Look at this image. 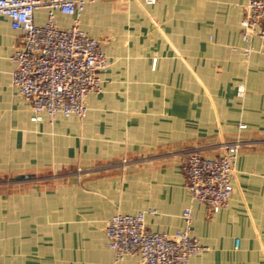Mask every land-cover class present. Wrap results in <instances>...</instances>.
Wrapping results in <instances>:
<instances>
[{"label": "crops", "instance_id": "0c3cea01", "mask_svg": "<svg viewBox=\"0 0 264 264\" xmlns=\"http://www.w3.org/2000/svg\"><path fill=\"white\" fill-rule=\"evenodd\" d=\"M247 2L95 0L78 18L57 11L55 24L78 23L111 65L85 117L36 122L13 86L21 35L0 16V264H115L113 216L153 210L147 228L173 234L187 209L205 247L189 264H264V53L255 39L244 56ZM34 21L46 24L48 11ZM236 141L234 193L214 213L192 199L182 153L216 157Z\"/></svg>", "mask_w": 264, "mask_h": 264}, {"label": "built area", "instance_id": "2783aa9c", "mask_svg": "<svg viewBox=\"0 0 264 264\" xmlns=\"http://www.w3.org/2000/svg\"><path fill=\"white\" fill-rule=\"evenodd\" d=\"M95 0H0V16L11 21L20 33V43L13 60V86L32 105L33 121L42 115L49 118L85 117L86 97L101 90L100 73L111 65L99 40L80 29L78 23L61 29L54 22L57 11L80 17L85 6ZM155 4L157 0H146ZM39 9L48 11V22L34 21ZM78 20H76L77 22ZM242 39L247 44L244 56L255 51V39L262 41L264 53V0H248L244 6ZM156 65V61H155ZM246 90L239 87L238 96ZM241 128H245L242 126ZM243 143L223 142L221 154L206 157L199 149L182 153V170L187 189L196 202L206 205L214 213L226 208L234 193V171ZM127 161H123L126 165ZM79 169L78 177L86 174ZM155 211L136 214H116L106 225L108 245L115 254V264L127 255H138L140 264H189L191 257L205 247L189 232L191 211H184L186 229L173 234L158 233L147 228L146 218Z\"/></svg>", "mask_w": 264, "mask_h": 264}]
</instances>
